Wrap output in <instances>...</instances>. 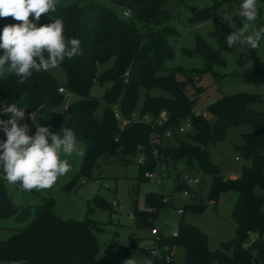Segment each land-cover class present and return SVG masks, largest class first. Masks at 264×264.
<instances>
[{
  "label": "trees",
  "instance_id": "16d2710c",
  "mask_svg": "<svg viewBox=\"0 0 264 264\" xmlns=\"http://www.w3.org/2000/svg\"><path fill=\"white\" fill-rule=\"evenodd\" d=\"M106 1L110 6L76 2L57 7L55 13L42 14L39 21L35 20L36 26L41 27L50 24L52 19H62L66 42L68 38H79L82 54L72 59L65 58L59 64L67 78L64 86L43 70L39 73L33 70V74L21 84L6 64L0 70V105L5 107L15 103L17 107H27L26 116L36 111L37 115L44 116L48 126L72 129L78 143L84 146L79 176L91 177L98 160L112 155H141L144 160L138 163L140 181H150L146 174L154 171L159 162L167 164L186 159L189 166L196 159L201 172L211 180L209 201L216 204L223 191L236 193L231 214L236 224L235 236L222 244L221 249L211 251L207 245L208 236L199 227L181 219L175 235L161 236L158 247L163 250L167 246L171 251L182 247L184 259L181 264H264V113L250 108L254 104L264 105V94L223 95L208 105L206 117L197 116L194 109L196 99L203 91L196 86L200 80L197 70L179 67L171 69L167 75L159 74L174 58L168 38L176 30L169 27L170 12L163 8L169 0ZM258 1L264 3V0ZM116 8L122 11V16ZM125 11L129 12V17L124 16ZM191 12L193 23L207 21L214 16L213 11L191 9ZM12 19L0 18V32L5 26L13 25ZM230 33L232 30L226 26L210 33V37L219 42L220 51L234 50L227 45ZM186 52L203 55L208 68L214 64L224 65L219 51L200 37L196 40L195 51ZM103 66L105 69L101 71ZM95 85L105 88V108L101 118L96 116L99 100L91 93ZM60 87L75 99L67 102L65 94L58 91ZM141 87L157 88L169 94L168 97L147 95L140 113L148 114L154 120L165 115L167 120L159 131L165 128L175 130L185 120H192L190 132L175 134L170 140L156 145V156L150 141L151 124L139 122L122 127L114 116L115 106L126 117L135 112ZM189 89L193 90L190 95ZM244 124L249 125L251 131L243 135V143L238 150L251 163L243 165L236 177H227L211 161L207 147L211 141L222 140L230 128ZM172 140L175 146H165ZM173 182L172 195L182 191L176 172ZM257 188H261L263 193H258ZM162 200L163 196L150 192L145 210H137L132 205V218L139 229L155 227V218L165 206ZM53 204V199H45L43 204L34 208V217L26 228L16 230L8 241H0V264H96L100 249L96 232L100 228L88 219H61L55 215ZM186 209L200 213L206 205L193 202L182 208L183 213ZM25 211H19L12 204L0 175V220L23 215ZM250 235L255 236L254 241L245 246L244 241ZM131 246L138 247V241L134 240ZM141 251L149 262L148 251ZM165 254L163 250L162 255ZM163 259L156 264H179L174 259Z\"/></svg>",
  "mask_w": 264,
  "mask_h": 264
},
{
  "label": "rangeland",
  "instance_id": "374dc122",
  "mask_svg": "<svg viewBox=\"0 0 264 264\" xmlns=\"http://www.w3.org/2000/svg\"><path fill=\"white\" fill-rule=\"evenodd\" d=\"M76 2H93L110 6L106 0H57V7H66ZM238 2H243V0H169L163 4V8L170 12L168 25L174 28L176 33L168 38L174 50V58L164 65V70L159 74L167 75L171 69L179 67L189 71L197 70L200 80L196 82V86L203 91L196 99L195 112L205 111L209 104L223 95L264 94V34H262L256 49L252 50L245 44L240 52L220 51L219 42L210 37V33L218 30L221 26L230 28L232 33L243 27L245 18L238 16L241 10L236 5ZM191 9L197 12L213 11L214 16L207 21L193 23ZM115 10L122 16V11L119 8ZM225 11H230L234 16L233 24L223 21L221 14ZM257 12L255 22L245 21L249 25L246 35L264 29V3L258 0ZM29 19L34 23V14L30 15ZM12 21L13 25L21 23L14 19ZM137 27L140 28L139 25ZM199 37L219 51L220 59L224 62L223 66L214 64L208 68L203 55L185 53V51H195L196 40ZM0 55H3V52ZM104 69V66L101 67V71ZM47 72L60 86L67 83L65 72L60 65ZM192 92L193 90L189 89V95ZM91 93L99 100L96 116L101 118L105 108L103 99L105 88L95 85ZM147 95L169 96L161 89L141 87L135 105L136 114L142 112ZM65 96L67 102L75 99L68 92L65 93ZM3 108L4 106L0 105V120L6 121L10 119L11 114H5ZM250 108L264 113V105L254 104ZM163 117L166 118L165 115ZM19 123L28 125L30 129L28 133H36V124L28 116L25 115ZM36 123L49 127L54 134L61 129L48 126L43 115H37ZM250 131L251 128L247 124L232 127L222 140L211 141L208 144L207 152L211 161L227 177L237 176L243 165H250L251 160L238 150V147L243 143V135ZM184 139L191 143L189 139ZM5 141L6 135L0 128V143ZM175 145L173 140L165 144V146ZM79 151H84V146L77 143V152L71 156L61 153V159L68 160L70 171L59 177L53 187L47 189L25 191L19 182L10 184L4 178L5 174L0 166V175L4 179V187L12 204L19 211L27 210L23 215L0 220V241H8L16 230L26 228L34 217V208L43 204L45 199L51 198L54 201L53 210L56 216L64 220L84 221L88 219L95 222L100 228V231L96 232V238L100 245L96 264H126V261L130 259L132 264H145L146 258L141 250L151 248L153 239L150 235V228L139 229L134 223L131 201L137 210L143 211L147 208V195L150 192L163 196L162 202L165 204L154 221V226L158 227L160 236L175 235L179 221L183 219L185 223L199 227L208 236L207 245L211 251L221 249L222 244L234 238L236 224L231 219V214L236 202V193L223 191L219 194L216 204L209 201L208 192L211 180L209 176L201 172L196 159L192 160V164L189 166L186 164V159L171 161L167 164L159 162L158 167L151 172L155 174L154 179L140 181L138 179V160L141 155L126 157L112 155L100 159L93 167L91 177H83L79 176L82 162V156L78 155ZM237 158L240 160H236ZM175 172L178 173L182 191H177L172 195ZM186 174L191 179L199 181L193 193L182 180ZM187 190L192 193L193 197L183 195V191ZM257 192L263 193L261 188H257ZM193 202L201 204L203 202L206 209L200 213H195L190 209H186L183 214L177 213L178 209H182L185 205H192ZM262 210L264 212V203ZM134 240L138 241V247L131 246ZM252 242V236L247 237L244 241L245 246H250ZM173 259L179 264L183 262L184 249L182 247L174 248Z\"/></svg>",
  "mask_w": 264,
  "mask_h": 264
},
{
  "label": "clouds",
  "instance_id": "9594fccd",
  "mask_svg": "<svg viewBox=\"0 0 264 264\" xmlns=\"http://www.w3.org/2000/svg\"><path fill=\"white\" fill-rule=\"evenodd\" d=\"M240 17L245 18L243 27L227 36V45H248L252 49L259 46L264 29L246 35L249 25L247 22L257 20V0H243L240 5ZM57 0H0V18L12 17L21 23L7 25L0 32V70L9 65V71L19 78L23 84L33 74L56 68L65 58L72 59L82 54L79 38L64 36V23L56 18L50 24L37 27L30 21L34 14L39 21L42 14L55 13ZM223 21L233 24L230 11L221 14ZM25 108L17 107L15 103L3 108L5 114H11L10 119L0 120V128L6 135V141L0 143V166L4 178L10 184L20 183L25 191L47 189L54 186L59 177L70 171L67 159H61V153L71 156L77 152V137L73 130L63 127L56 134L47 126L36 123L37 112H31L28 117L36 124L34 136L28 134V125L19 122L25 117ZM51 141V142H49ZM83 156L84 152L79 151ZM132 264V260L126 261ZM145 264H149L146 260Z\"/></svg>",
  "mask_w": 264,
  "mask_h": 264
},
{
  "label": "built area",
  "instance_id": "2783aa9c",
  "mask_svg": "<svg viewBox=\"0 0 264 264\" xmlns=\"http://www.w3.org/2000/svg\"><path fill=\"white\" fill-rule=\"evenodd\" d=\"M129 12L125 11L124 12V16L129 17ZM125 82H127V79L125 80ZM60 94H65L67 91L65 88L60 87L58 89ZM197 116L202 115L203 117L207 116V112L206 111H198L196 112ZM114 116L116 118V120L121 124L122 127H127V126H131L133 124L139 123V122H146L151 124V128H152V132L150 135V141H151V145L153 146V154L154 156L157 155L158 149L156 147V145H158L160 142H164L167 140H170L171 138L174 137L175 134H179V135H184L188 132H190L192 130V120L187 119L183 122V124L179 127L176 128L175 130L172 128H165L161 131H159L161 129V127L164 125V123L166 122V118H160V119H152L148 114H144V115H140V114H136L135 112L132 113L130 116L126 117L123 116V114L121 113V111L119 110L118 106L114 107ZM159 127V128H158ZM143 157H141L138 160V163H142L143 162ZM236 160H239V158H237ZM146 177L152 181L155 177V174L152 173H147ZM182 180L184 181V183L191 189V192L193 193V191H195V187L198 186L199 181L198 180H193L189 177V175H184L182 177ZM192 193H190V191H184L183 195L184 196H191L193 197ZM177 213L182 214L183 210L182 209H178ZM150 235L152 236L153 239V246L151 248L146 249L149 253V257L148 260L149 262H151V264H156V261L161 260L162 258H164L163 260L165 261H171L173 260V251H171L169 249V247L165 246L163 248V250L166 251L167 254L162 255V248L158 247V244L161 241V236L159 233V229L158 227H154L150 230ZM253 238L255 236L254 235H250Z\"/></svg>",
  "mask_w": 264,
  "mask_h": 264
},
{
  "label": "water",
  "instance_id": "95a60500",
  "mask_svg": "<svg viewBox=\"0 0 264 264\" xmlns=\"http://www.w3.org/2000/svg\"><path fill=\"white\" fill-rule=\"evenodd\" d=\"M242 4V2H238V3H236V5L240 8V5ZM233 49H234V51H236V52H240L241 50H242V46H240V45H235L234 47H233ZM131 204L133 205V201H131Z\"/></svg>",
  "mask_w": 264,
  "mask_h": 264
},
{
  "label": "crops",
  "instance_id": "0c3cea01",
  "mask_svg": "<svg viewBox=\"0 0 264 264\" xmlns=\"http://www.w3.org/2000/svg\"><path fill=\"white\" fill-rule=\"evenodd\" d=\"M230 177L234 178V177H236V176H230ZM133 204H134V203H133Z\"/></svg>",
  "mask_w": 264,
  "mask_h": 264
}]
</instances>
